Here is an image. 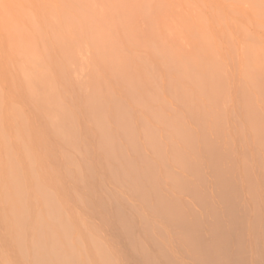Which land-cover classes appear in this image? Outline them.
<instances>
[{
  "label": "rangeland",
  "instance_id": "obj_1",
  "mask_svg": "<svg viewBox=\"0 0 264 264\" xmlns=\"http://www.w3.org/2000/svg\"><path fill=\"white\" fill-rule=\"evenodd\" d=\"M252 3L255 5L251 7ZM263 5L264 0H0V107H6L5 112L3 109L0 110V154L12 140L15 141L12 137L15 136L17 139V136L28 133L27 136H23L28 138L33 133L28 141L37 145L36 152L40 149L38 156L46 150L49 151L51 147L49 162L53 163L58 176L62 175V180L66 167L63 155H70V159L79 163L82 171L84 170L83 181L80 180L79 172L77 176L72 171L70 174L72 178L65 184L66 194L72 200L77 215L86 222L90 233L97 235L106 243L115 254L118 264L135 262L140 264L146 256L159 261L162 259L161 253L164 252H168L172 261L177 264L192 262L204 264L202 263L204 252L187 239L179 237L170 222L166 219L164 221L162 215L158 213L159 208L165 210L171 207L186 224L195 227L199 236L207 243L211 240L213 228L221 215L224 216V212L228 210L234 223L242 222L244 225L241 229L233 231L235 237L233 245L246 255L245 264H255L260 254V244L264 243ZM32 24L38 27L34 25L33 27ZM200 46L207 48L200 49ZM31 52L40 65L36 62L34 64L35 58L33 54L30 55ZM175 54L176 57L178 55L180 57L175 58L173 56ZM37 65L41 66L40 73ZM67 67L69 71L66 70ZM35 69H38L37 74ZM25 72H29L27 74L29 76L34 72L35 75L33 73L32 76H37L34 77L36 81L33 77L29 80ZM46 72L51 79V82L46 79L50 86L44 83L45 77L37 79L41 77L38 75ZM100 77L102 79H99ZM25 79L29 82L34 80L35 83L30 82V85H33L31 90L27 87L30 86L28 80ZM74 80L80 83L82 81L81 86L72 83ZM105 84L108 85V89L105 88L107 87ZM43 87H47L50 94H47V91L43 92L45 90ZM44 93L51 96V99L44 96ZM43 97L46 98V103L47 98L51 100L47 103L49 108L47 104L45 105V100L42 101ZM92 97L93 100L90 99ZM95 100L99 102L100 107L107 106L108 109L104 107L105 109L102 108L101 111L108 110L112 116L119 113L118 127L111 123L117 136L114 139L118 144V150L122 152L118 161L120 172L117 180L110 178L107 173V155H110L108 144L106 141L103 143L98 141L97 126L94 125V117L91 115L93 113L87 110L88 105L94 106L92 103H95L93 102ZM42 102L45 108H42ZM53 106L54 109L60 107L64 113L68 111L69 118L73 119L70 122L71 135L75 142L74 150L71 149V145L65 148L58 143L55 136H52V131L48 130L50 126L46 122H51L56 114V110L52 111L53 115L50 114ZM38 107L40 110L45 109L44 111L49 109V112H44L43 116V111L38 110ZM123 108L127 110V115L125 121L121 123L120 115ZM11 112L15 120L13 117L11 119L12 115H9ZM20 112L22 115L24 112L22 117L24 121L27 120L26 126L24 121L22 122ZM32 118H35L33 119L36 120L35 124ZM14 125L15 128H12ZM122 125L127 131L134 133L138 146L137 156L130 150L125 136L121 135ZM149 125H153L150 128L153 129L156 138L153 139V145L156 147L162 145L161 149L159 146V150L146 144L143 131L146 127L149 128ZM37 126L41 132L37 130ZM6 128L8 130H5ZM13 129L15 130L12 131ZM6 131L17 132L15 134L8 132V138L5 135ZM179 131L184 133H178ZM189 134L191 138L188 137ZM34 136L36 140L35 138L33 140ZM4 139L11 142L7 143ZM18 139L20 142V136ZM3 141L7 146H4ZM18 141L13 142L14 146L12 144L9 146L15 147L16 144L17 147ZM188 141L194 145L192 149L188 148L190 146ZM99 142L103 144L102 148ZM43 143L47 148L42 145ZM104 147H107V150ZM151 148L155 151L153 152ZM139 155L140 157L144 155V163L138 158ZM154 159L158 160V163ZM83 160L85 162H82ZM181 164L184 165V169ZM186 168L188 173L184 171ZM71 169L74 170L75 167ZM177 179H180V182ZM126 183H130L131 186L137 184L138 193L131 189L132 192H128ZM112 195L116 197V201L118 200V206L110 198ZM223 196L228 197L229 203H225ZM97 202L108 210L107 218L115 222L120 237L116 238L112 234L107 218L99 217ZM125 222L130 225L128 236L125 234L126 230H123ZM226 223L224 222V226ZM162 227H165L164 230ZM1 233L3 234V230L0 224V238ZM15 262L17 263V259Z\"/></svg>",
  "mask_w": 264,
  "mask_h": 264
},
{
  "label": "bare ground",
  "instance_id": "obj_2",
  "mask_svg": "<svg viewBox=\"0 0 264 264\" xmlns=\"http://www.w3.org/2000/svg\"><path fill=\"white\" fill-rule=\"evenodd\" d=\"M75 1V0H74ZM232 1V0H231ZM240 1V0H239ZM82 2V1H80ZM77 1V3H80ZM243 2V1H242ZM255 2V1H252ZM67 3V2H66ZM233 3H237L236 1ZM239 3V2H238ZM256 3V2H255ZM240 4V3H239ZM248 5V4H245ZM255 5V4H254ZM253 3L251 5L254 6ZM258 5V4H257ZM43 6V5H42ZM77 6V4L75 5ZM80 5H78L79 7ZM264 6V5H263ZM63 7V6H62ZM65 7V6H64ZM254 8V7H253ZM45 9V8H43ZM42 9V10H43ZM48 9V8H47ZM69 9V8H67ZM258 9V8H257ZM260 9V6H259ZM52 10V9H51ZM66 10V9H64ZM83 10V9H82ZM86 10V8H85ZM264 10V9H263ZM73 11V10H71ZM258 11V10H257ZM44 12V11H43ZM48 12V11H47ZM263 11H261L262 13ZM51 13V11H50ZM49 13V14H50ZM61 13V12H60ZM256 13V12H255ZM81 14V12H80ZM78 14V15H80ZM83 14V13H82ZM259 14V12H258ZM233 15V14H232ZM236 15V14H235ZM52 16V15H51ZM64 16V15H63ZM82 16V15H81ZM220 16V15H219ZM223 16V15H222ZM234 16V15H233ZM256 16V15H255ZM25 17V16H24ZM42 17V16H41ZM54 17V16H53ZM96 17V16H95ZM44 18V17H42ZM49 18V17H48ZM83 18V17H81ZM152 18V17H151ZM202 18H204L202 16ZM259 18V17H258ZM29 19V18H28ZM90 19V18H89ZM153 19V18H152ZM257 19V18H256ZM261 19V18H260ZM32 20V19H30ZM34 20V19H33ZM55 20V19H54ZM204 20V19H203ZM66 21V20H65ZM72 21V20H71ZM74 21V20H73ZM72 21V22H73ZM83 21V19L81 20ZM152 21V20H151ZM245 21V20H244ZM54 22V21H53ZM52 22V23H53ZM64 22V20H63ZM75 22V21H74ZM34 23V22H32ZM36 23V21H35ZM67 23V22H66ZM91 23V21H90ZM207 23V21H206ZM236 23V22H235ZM5 23H3L4 25ZM9 24V22H8ZM46 24V23H45ZM58 24V22H57ZM68 24V23H67ZM16 25V23H15ZM34 24H32L33 26ZM54 25V24H53ZM92 25V24H91ZM205 25V24H203ZM7 26V25H6ZM10 26V24L8 25ZM36 26V24L34 25ZM33 26V27H34ZM64 26V25H63ZM76 26V25H75ZM240 26V25H239ZM38 27V26H36ZM46 27V26H45ZM51 27V26H50ZM49 27V28H50ZM56 27V26H55ZM201 27V26H200ZM206 27V26H205ZM41 28V27H39ZM89 28V27H88ZM195 28V27H194ZM224 28V27H223ZM241 28V27H240ZM239 28V29H240ZM37 29V28H36ZM196 29V28H195ZM205 29V28H204ZM33 30V29H32ZM66 30V28H65ZM81 31V29H79ZM152 30V29H151ZM203 30V29H202ZM48 31V30H47ZM78 31V30H77ZM246 31V30H245ZM53 32V31H52ZM76 32V31H75ZM195 32V31H194ZM49 33V32H48ZM80 33V32H79ZM244 33V32H243ZM12 34V33H11ZM56 34V33H55ZM58 34V33H57ZM81 34V33H80ZM228 34V33H227ZM25 35V34H24ZM72 35V34H71ZM94 35V34H93ZM229 35V34H228ZM28 36V35H27ZM30 36V35H29ZM74 36V35H73ZM13 37V36H12ZM53 37V36H52ZM231 37V36H230ZM252 37V36H251ZM32 38V37H30ZM15 39V38H14ZM40 39V37H39ZM38 39V40H39ZM42 40V38H41ZM47 40V39H46ZM66 40V39H65ZM255 40V39H254ZM22 41V40H21ZM25 41V40H24ZM32 41V40H31ZM40 41V40H39ZM81 41V40H80ZM85 41V40H84ZM17 42V41H16ZM23 42V41H22ZM44 42V41H43ZM42 42V43H43ZM208 42V41H207ZM246 42V41H245ZM35 43V42H34ZM204 43V42H203ZM210 43V42H209ZM18 44V43H17ZM29 44V43H28ZM202 44V42L200 43ZM205 44V43H204ZM213 44V43H212ZM15 45V44H14ZM27 45V44H26ZM80 45V44H79ZM89 45V44H88ZM207 45V44H206ZM257 45V44H256ZM19 46V45H18ZM83 46V44H82ZM208 46L210 47V45L208 44ZM25 47V46H24ZM41 47V46H40ZM43 47V46H42ZM45 47V46H44ZM85 47V46H84ZM120 47V46H119ZM170 47V46H169ZM202 49V47L205 46H200ZM208 47V50H209ZM19 48V47H18ZM27 48V47H26ZM37 48V47H36ZM35 48V49H36ZM147 48V47H146ZM207 48V47H205ZM211 48V47H210ZM46 49V48H45ZM79 49V48H78ZM77 49V51H78ZM149 49V48H148ZM42 50V49H41ZM154 50V49H153ZM253 50V49H251ZM26 51V50H25ZM28 51V50H27ZM35 51V50H34ZM62 51V50H61ZM102 51V50H101ZM112 51V50H111ZM248 51V50H247ZM245 51V52H247ZM256 51V50H255ZM36 52V51H35ZM48 52V50H47ZM259 52V51H258ZM37 53V52H36ZM43 53V52H42ZM46 53V51H45ZM114 53V52H113ZM163 53V52H161ZM251 53V52H250ZM248 53V54H250ZM257 53V52H256ZM24 54V53H23ZM28 54V53H27ZM33 53L31 52L30 55H32ZM89 54V53H88ZM159 54V51H158ZM193 54V53H192ZM199 54V53H198ZM13 55V54H12ZM17 55V54H16ZM46 55V54H44ZM107 55V54H106ZM163 55V54H162ZM75 56V54H74ZM109 56V55H108ZM160 56V54H159ZM170 56V55H169ZM175 56V58L180 57L179 55L176 57V54L173 55ZM193 56V55H192ZM258 56V55H257ZM28 57V56H27ZM32 57V56H31ZM34 57V54H33ZM85 57V56H84ZM259 57V56H258ZM257 57V58H258ZM35 58V57H34ZM62 58V57H61ZM75 58V57H74ZM101 58V57H100ZM158 58V57H157ZM173 58V57H172ZM19 59V58H18ZM24 59V58H23ZM31 59V58H30ZM143 59V58H142ZM251 59V58H250ZM249 59V60H250ZM29 61V58L27 59ZM37 58L34 59V64L38 63V65H40V62H36ZM40 60V59H39ZM73 61V59H71ZM76 60V59H74ZM79 60H81V58H79ZM78 60V61H79ZM84 60V59H83ZM94 60V59H93ZM103 60V59H102ZM109 60V59H108ZM132 60V59H131ZM176 60V59H175ZM218 60V59H217ZM42 61V60H40ZM69 61V60H68ZM125 61V60H124ZM177 61V60H176ZM252 61V60H251ZM33 62V60H32ZM36 62V63H35ZM47 62V61H46ZM97 62V61H96ZM2 63V62H1ZM74 63V62H71ZM101 63V62H100ZM194 63V62H193ZM31 66L33 65L32 63ZM84 64V63H83ZM188 64V63H187ZM197 64V63H196ZM27 65V64H26ZM37 65V66H38ZM43 64H41L42 66ZM61 65V64H60ZM75 65V64H73ZM105 65V64H104ZM38 66L36 68L39 69ZM67 66V65H66ZM107 66V65H106ZM151 66V65H150ZM254 66V65H253ZM50 67V66H49ZM74 67V66H73ZM79 67V66H78ZM171 68V66H169ZM224 67V66H223ZM246 67V66H245ZM62 68V67H60ZM222 68V67H221ZM37 69V70H38ZM46 69V67H45ZM68 69V67L66 68V70ZM152 69V68H151ZM188 69V68H187ZM36 69L34 70L35 72L37 71ZM48 70V69H47ZM210 70V69H209ZM26 71V70H25ZM32 71V70H31ZM69 71V69H68ZM81 71V70H80ZM195 71V70H194ZM40 73V69L38 71ZM42 72V71H41ZM73 72V71H72ZM117 72V71H116ZM26 73V72H25ZM29 73V72H28ZM26 73V75L28 74ZM32 73V74H31ZM31 76L29 75H25L29 80H32L34 77L36 78L37 76H32L34 72H31ZM38 73V74H39ZM43 73L44 74H47ZM152 73V72H151ZM182 73V72H181ZM191 73V72H190ZM37 74V72H36ZM82 74V71L80 73V76ZM247 74V73H246ZM23 75V74H22ZM35 75V73H34ZM42 73L40 75H38L37 78L38 80H41V78L45 77V82L44 80H42L41 82L46 83L43 84L44 86H50L48 84H50L49 82H51L50 77L48 76L49 73L45 76H43ZM73 75V74H72ZM75 75V74H74ZM93 75V74H92ZM99 75V74H98ZM178 75V74H177ZM29 76V77H28ZM48 76V77H46ZM51 76V75H50ZM200 76V75H199ZM249 76V75H248ZM25 77V78H26ZM33 77V78H32ZM96 77V75H95ZM111 77V76H110ZM226 77V76H225ZM258 77V76H257ZM32 78V79H31ZM34 78V80L36 81V79ZM42 78V79H43ZM49 78V79H48ZM53 78V77H52ZM180 78V77H179ZM189 78V77H188ZM28 79H25V81H27ZM49 82H46L47 80ZM66 79V78H64ZM99 79H102L101 77ZM204 79V77L202 78ZM213 79V78H212ZM219 79V78H218ZM13 80V79H12ZM28 80V82H29ZM33 80V82L31 83H35ZM63 80V79H62ZM188 80V79H187ZM185 80V81H187ZM88 81V80H87ZM85 81V82H87ZM97 81V80H96ZM120 81V80H119ZM227 81V80H226ZM254 81V80H253ZM29 82V85L31 84ZM39 82V81H38ZM65 82V81H64ZM78 83L77 86L79 87V84L81 86L80 82H75L72 81V83ZM84 82V84H86ZM143 82V81H142ZM213 82V81H212ZM223 82V81H222ZM91 83V82H90ZM99 83V81H98ZM101 83V82H100ZM117 83V82H116ZM231 83V82H230ZM248 83V82H247ZM26 84V83H25ZM28 84V83H27ZM26 84V85H27ZM169 84V83H168ZM219 84V83H218ZM72 85V84H71ZM92 85V84H91ZM103 85V84H102ZM107 85V84H105ZM128 85V84H127ZM249 85V84H248ZM31 86H27L29 89L31 88ZM87 86V85H85ZM99 86V85H98ZM116 86V85H115ZM119 86V85H117ZM214 86V84H213ZM26 87V88H27ZM65 87V86H64ZM92 87H94L92 85ZM103 88V86H100ZM146 87V86H145ZM186 87V86H185ZM219 87V86H218ZM217 87V88H218ZM56 88V87H55ZM99 88V87H98ZM100 88V90L102 89ZM105 88H109L108 85ZM203 88V87H202ZM249 88V87H248ZM28 89V90H29ZM45 89V90H44ZM47 87H43V92L47 91V94L49 92V90L47 89ZM80 91V88H78ZM84 89V88H83ZM86 89V88H85ZM90 89V88H89ZM96 89V88H94ZM166 89V88H165ZM241 89V88H240ZM251 89V88H250ZM31 90V89H30ZM29 90V91H30ZM52 90V89H51ZM92 90V89H91ZM203 91V90H202ZM251 91V90H250ZM53 92V91H52ZM65 92V91H64ZM101 92V91H100ZM110 92V91H108ZM196 92V91H195ZM94 93V92H93ZM97 93V92H96ZM44 96L46 97H51L48 95ZM62 94V93H61ZM105 94V93H104ZM113 94V93H112ZM232 94V93H231ZM100 94L98 93V96ZM35 96V95H33ZM97 96V94H96ZM41 97V96H40ZM107 97V96H106ZM236 97V96H235ZM48 99L51 102V100ZM53 98V97H52ZM101 98V97H100ZM34 99V97H33ZM46 99V98H45ZM43 97V100H45ZM51 99V98H50ZM82 99V98H81ZM93 100V97L90 98ZM95 99V98H94ZM41 100V99H40ZM72 100V99H71ZM70 100V101H71ZM98 100V99H96ZM95 103H92L94 106H92L90 103V105H88L89 107H87L88 111H90L91 114L94 118V125L97 126L96 127V132L98 135L99 140L103 143V141H106L108 144V148H109V154L107 155L108 158V163H107V167H108V175L110 176V178H112L113 180H117L118 177V172H120L118 170V161L120 158V155L122 154L121 150H118V144L116 143V140L114 139L116 136V133L114 131V128L112 127L113 125L111 124L113 122V124L115 125L114 127H118V115L119 113H115L114 116L110 115L108 110H100L104 107H100V104H98L99 102L97 101ZM127 100V99H126ZM156 100V99H155ZM195 100V99H194ZM59 101V100H58ZM91 101V100H90ZM148 101V100H147ZM189 101V100H188ZM34 102V101H33ZM45 105L46 100L44 101ZM123 102V101H122ZM199 102V101H198ZM53 103V102H52ZM71 103V102H70ZM85 103V102H84ZM97 103V104H96ZM104 103V102H102ZM101 103V105H102ZM129 103V102H128ZM181 103V102H180ZM186 103V102H185ZM40 104V102H39ZM127 104V103H126ZM148 104V103H147ZM254 104V103H253ZM52 105V104H50ZM99 105V107L97 108V106ZM106 105V104H103ZM42 108L44 107L43 102H42ZM49 105L47 104V108ZM160 106V105H159ZM3 106L0 107V110L3 112H5L6 107L2 108ZM52 107V106H50ZM134 107V106H133ZM199 107V106H198ZM40 107H38L37 109H39ZM45 108V107H44ZM46 108V110H47ZM107 108V106L105 107ZM104 108V109H105ZM220 108V107H218ZM18 109V108H16ZM53 109V110H52ZM108 109V108H107ZM143 109V108H142ZM200 109V108H198ZM223 109V108H222ZM19 110V109H18ZM45 109H42L40 111L44 112H49L44 111ZM50 114H54L52 111L56 110V114L55 117L51 120V122H46L48 124V126H50V128H48L49 131H52L51 134H53L52 136H55V139L57 140V142L62 145H64L65 148L70 147L71 145V149L74 148V138L71 135V119L70 117V113L62 112V109L60 107H58L57 109L53 108L50 109ZM112 110V109H111ZM121 110V109H120ZM150 110V109H149ZM201 110V109H200ZM20 111H22L20 109ZM85 111V110H84ZM117 111V110H116ZM127 110H125V108H123L121 110V119L120 122H124L126 115H127ZM161 111V110H160ZM230 111V110H229ZM2 112V113H3ZM52 112V113H51ZM143 112V111H142ZM63 113V115H62ZM137 113V112H136ZM21 114V119L22 122L24 121L22 116H24V112L23 115L20 112L19 115ZM49 114V113H48ZM46 114V116L48 115ZM65 114V115H64ZM67 114V115H66ZM186 114V113H185ZM221 114V113H220ZM2 115V114H1ZM5 115V114H4ZM12 117L14 116L13 113L11 112V114H9ZM69 115V116H68ZM85 115V114H84ZM45 116V113L44 115ZM66 116V118H65ZM68 116V117H67ZM131 116V115H130ZM49 117V116H47ZM80 117V116H79ZM160 117V116H159ZM249 117V116H248ZM5 118V117H4ZM3 118V119H4ZM66 120H65V119ZM69 118V121H67ZM8 119V117H7ZM14 119V117H13ZM35 118H32V120ZM211 119V118H210ZM10 120V118H9ZM15 120V119H14ZM25 120H26V116H25ZM73 120V119H72ZM160 120V119H159ZM174 120V119H173ZM200 120V119H199ZM13 121V120H12ZM12 121H10L12 123ZM27 121V120H26ZM26 121H24L23 123L25 124ZM35 124L36 120H33ZM47 121H49L47 119ZM71 121V122H70ZM84 121V120H83ZM69 122V123H68ZM90 122V121H89ZM88 122V123H89ZM93 122V121H92ZM179 122V121H178ZM9 123V122H8ZM13 123L15 124V122L13 121ZM13 123L11 125H13ZM16 122V126H17ZM161 123V122H160ZM159 123V124H160ZM167 122H165L166 124ZM172 123V122H171ZM23 124V126H24ZM124 124V123H123ZM205 124V123H204ZM38 125V124H37ZM167 125V124H166ZM182 125V124H181ZM199 125V124H198ZM26 126V124H25ZM36 125H34L35 127ZM151 125H149V128H145L143 131V135H144V139L146 141V144L148 146H154L153 145L154 141L153 139L155 138L154 136V131L152 128H150ZM153 126V125H152ZM151 126V127H152ZM155 126V125H154ZM18 127V126H17ZM33 127V126H32ZM42 127V126H41ZM47 127V125H46ZM139 127V126H138ZM172 127V126H171ZM175 127V126H174ZM12 128H15V125L12 126ZM176 128V127H175ZM263 128V127H262ZM21 129H25V128H21ZM20 129V130H21ZM138 129V128H136ZM177 129V128H176ZM5 130H8V128H6ZM15 129H13L12 131H14ZM19 130V128H18ZM17 130V131H18ZM30 130V129H29ZM37 130L38 126H37ZM12 131H8L10 133H14L17 132H12ZM40 131V130H39ZM39 131H37V133H40ZM44 131V129H43ZM139 131V130H138ZM159 131V130H158ZM6 131V134L8 133ZM21 132V131H20ZM31 132V131H30ZM161 132V131H160ZM247 132V131H246ZM45 133V131H44ZM78 133V132H77ZM162 133V132H161ZM178 133H184V131L182 132H178ZM28 134V133H27ZM27 134L25 135H19L21 138V141L19 142L18 138L19 136H17L18 138L16 139V137H12L15 138V141L17 140L19 142L18 146L16 147H12L9 145H13V141L10 137V139L12 140L11 144H8V147H4L3 152H1V154L3 153V156H1L0 154V224H1V229L3 230V234L1 233L2 238H0V264H118V260L115 256V254L111 251V249L106 245V243H104V241L98 237L97 235H93L92 233H90V230L86 224V222L77 215L76 209L72 203V200L70 198H68V195L66 194V189H65V184H67L69 178H70V174L72 173V171H74L73 173L77 175V173L79 172L80 175V180L83 181L82 176H84V170L82 171V167L79 165V163H75L74 160L70 159L69 156L63 155V160H64V164H66V167H64V176H63V180H62V175L61 177L58 176L57 172L55 171L54 165L53 163H50L49 161V155H51L50 153V149L49 151L46 150L41 156H38L37 153L39 152L40 149H37L38 152H36V144H31L30 140V136L33 134H31L30 136H28V138L26 139L23 136H27ZM56 134V135H55ZM160 134V133H159ZM10 135V134H9ZM41 136V134H39ZM121 135H123V137L125 136L126 141L128 142V146L130 148V150L132 151V153L138 154V146L136 143V139L134 136V133L132 134L131 132L127 131L125 126L122 125L121 127ZM171 135V134H170ZM39 136V137H40ZM157 136V135H156ZM168 136V135H167ZM166 136V137H167ZM176 136V135H175ZM180 136V134H179ZM190 136V134L188 135V137ZM2 137V136H1ZM8 137V135H7ZM79 137V136H78ZM164 137V135H163ZM162 137V138H163ZM253 137V136H252ZM4 138L6 139V137L4 136ZM9 138V137H8ZM7 138V139H8ZM35 136L33 137L34 140ZM161 138V137H160ZM158 138V139H160ZM184 139V135L182 137ZM191 138V137H189ZM188 138V139H189ZM5 142H8L7 140H5ZM39 139V138H38ZM140 139V138H139ZM156 139V138H155ZM36 140V138H35ZM81 140V139H80ZM113 140H115L113 143ZM119 140V139H118ZM161 140V139H160ZM247 140V139H246ZM255 140V139H254ZM3 141V142H4ZM41 141V139H40ZM144 141V142H145ZM158 141V140H157ZM163 141V140H162ZM169 141V140H168ZM173 141V140H172ZM171 141V143H172ZM175 141V140H174ZM5 142L3 143L4 146H7L5 144ZM62 142V143H61ZM100 145L98 143V145L100 146V148H102V145ZM105 142V143H106ZM120 142V141H119ZM118 142V143H119ZM142 142V143H144ZM160 143V141H158ZM177 142V141H176ZM190 142V141H188ZM187 142V144H188ZM16 143V142H15ZM122 143V140H121ZM120 143V144H121ZM141 143V142H140ZM165 143V142H164ZM167 143V142H166ZM38 144V143H37ZM46 144V143H45ZM97 144V143H96ZM180 144V142H179ZM44 145V143L42 144ZM124 144H122L123 146ZM144 145V144H142ZM171 145V144H170ZM172 145H174V143H172ZM178 145V143L176 144ZM181 145V144H180ZM189 145V144H188ZM14 146V145H13ZM45 146V145H44ZM73 146V147H72ZM107 146V145H106ZM125 146V145H124ZM159 146L158 145V150H159ZM192 146V142H190V146H188V148H193ZM47 148V146H45ZM44 147V149H46ZM86 147V146H85ZM120 147V146H119ZM142 147V146H141ZM153 147V148H154ZM174 147V146H172ZM40 148V147H39ZM123 148V147H122ZM127 148V147H126ZM144 148V147H143ZM151 148V149H153ZM162 148V145L160 146V149ZM167 148V147H166ZM181 148V147H180ZM179 148V149H180ZM183 148V147H182ZM187 148V147H186ZM105 150H107V147L105 148ZM155 149V148H154ZM153 149V152L155 151ZM5 150V151H4ZM17 150V151H16ZM42 150V149H41ZM74 150V149H73ZM145 150V149H144ZM187 150V149H186ZM1 151V149H0ZM43 151V150H42ZM40 151V152H42ZM119 151V152H118ZM168 151V150H166ZM182 151V150H181ZM189 151H193V150H189ZM69 152V151H67ZM74 152V151H73ZM128 152V151H125ZM147 152V151H146ZM206 152V151H205ZM232 152V151H231ZM53 153V152H52ZM76 153V152H74ZM98 153V152H97ZM159 153H161L159 151ZM158 153V154H159ZM174 153V152H173ZM177 153V152H176ZM183 154V151L181 152ZM261 153V152H260ZM94 154V153H93ZM106 154V153H105ZM130 154V152H129ZM152 154V153H151ZM156 155H158L157 153H155ZM164 155V152L162 153ZM166 154V153H165ZM202 154V153H201ZM226 154V153H225ZM244 154V153H243ZM40 155V154H39ZM77 155V154H76ZM104 155V154H103ZM172 155V154H171ZM177 155V154H176ZM191 155V154H190ZM189 155V156H190ZM105 156V155H104ZM144 156V155H143ZM140 157V155L138 156V158L140 160H144V157ZM155 155H153L154 157ZM170 156V155H169ZM174 156V155H173ZM184 156V154H183ZM157 157V156H156ZM168 157V156H167ZM178 157V156H177ZM208 157V156H207ZM159 159L161 157H158ZM179 158V157H178ZM177 158V159H178ZM184 158V157H182ZM191 158V157H190ZM224 158V157H223ZM157 159V158H156ZM156 159H154L156 161ZM173 159V158H172ZM199 159V158H198ZM254 159V158H253ZM96 160V159H95ZM105 160V159H104ZM152 160V159H151ZM264 160V159H263ZM52 161L53 157H52ZM79 161V160H78ZM77 161V162H78ZM158 161V160H157ZM156 161V162H157ZM170 161H171V157H170ZM169 161V162H170ZM191 161V160H190ZM189 161V162H190ZM80 162V161H79ZM82 162H85V160H83ZM87 162V161H86ZM107 162V161H106ZM146 162V161H145ZM168 162V163H169ZM179 162V161H178ZM177 162V163H178ZM183 162V161H182ZM94 163V162H93ZM144 163V161H143ZM158 163V162H157ZM52 164V165H51ZM89 164V162H88ZM98 165V164H97ZM158 165V164H157ZM161 165V164H160ZM170 166H172L171 164H169ZM177 165V164H176ZM183 167H182V166ZM179 166H181L183 169L185 168L183 164H181ZM203 165V164H202ZM94 166V165H93ZM96 166V165H95ZM245 166V165H244ZM60 167V166H59ZM75 167L74 170H72L71 168ZM81 167V170L79 169ZM86 167V166H85ZM84 167V169H85ZM97 167V166H96ZM127 167V166H126ZM160 167V166H158ZM163 167V166H162ZM174 167V166H173ZM177 167V166H176ZM180 167V168H181ZM191 167V166H190ZM190 167L188 169H190ZM197 167V166H196ZM4 168V169H3ZM87 168V167H86ZM100 168V167H99ZM171 168V167H170ZM193 168V167H192ZM60 169V168H59ZM98 169V168H97ZM151 169V168H150ZM174 169V168H173ZM172 169V170H173ZM213 169V168H212ZM245 169V168H244ZM71 170V171H70ZM87 170V169H85ZM154 170V169H152ZM165 170V169H164ZM187 168L184 170L186 171ZM193 170V169H192ZM81 171V172H80ZM95 171V170H94ZM177 171V170H176ZM175 171V172H176ZM96 172V171H95ZM103 172V171H101ZM100 172V173H101ZM158 172V171H157ZM173 172V171H172ZM189 171H186V173H188ZM192 172V171H191ZM237 172V171H236ZM82 173V174H81ZM170 173V171H169ZM184 173V172H183ZM193 173V172H192ZM199 173V172H198ZM86 174V173H85ZM139 174V173H138ZM160 174V173H159ZM182 174V173H181ZM248 174V173H247ZM258 174V173H257ZM4 176V177H3ZM78 176V175H77ZM96 176V175H95ZM163 176V175H162ZM184 176V175H183ZM125 177V176H124ZM187 177V176H186ZM189 177V176H188ZM251 177V176H250ZM4 178V179H3ZM72 178V176H71ZM70 178V179H71ZM74 178V176H73ZM96 178V177H95ZM106 179V178H105ZM119 179V178H118ZM134 179V178H133ZM150 179V178H149ZM164 179V178H163ZM176 179V178H175ZM162 180V179H161ZM235 180V179H234ZM70 181V180H69ZM79 181V180H78ZM119 181V180H118ZM166 181V180H165ZM178 182H180V179H177ZM66 182V183H65ZM98 182V181H95ZM109 182V181H108ZM193 182V181H192ZM221 182V181H220ZM99 183V182H98ZM106 184V183H105ZM121 184V183H120ZM125 184V183H124ZM127 185V191L128 192H134V193H138L139 189H138V185L134 184L133 186H131L130 183H126ZM260 184V183H259ZM189 185V184H188ZM195 185V184H194ZM87 186V185H86ZM89 186V185H88ZM107 186V185H106ZM111 186V185H110ZM190 186V185H189ZM133 189H132V188ZM93 189V188H92ZM132 191H131V190ZM149 189V188H148ZM90 191V190H89ZM142 191V190H141ZM140 191V192H141ZM145 191V190H144ZM116 192V191H113ZM123 193V192H122ZM176 193H178L176 191ZM264 193V192H263ZM72 194V193H71ZM124 194V193H123ZM132 194V193H131ZM141 194V193H140ZM147 194V193H145ZM192 194V193H191ZM120 195V194H119ZM142 195V194H141ZM140 195V197H142ZM168 195V194H167ZM204 195V194H203ZM166 196V195H165ZM75 197V196H74ZM102 197V196H101ZM139 197V199H140ZM169 197V196H168ZM174 197V196H173ZM185 197V196H184ZM224 197V201L225 203H229V199L227 196H223ZM248 197V196H247ZM110 198H112V201L116 202L114 204H117L118 206V200L116 201V197L114 195H112ZM128 198V197H127ZM175 198V197H174ZM130 199V198H129ZM153 199V198H152ZM181 199V198H180ZM132 200V199H131ZM205 200V199H204ZM129 201V200H127ZM206 201V200H205ZM144 202V201H143ZM151 202V201H150ZM194 202V200H193ZM140 203V202H139ZM181 203V202H180ZM191 203V202H190ZM204 203V202H203ZM206 203V202H205ZM185 204V203H184ZM77 205V204H76ZM100 202H97V213L99 214V217H105L107 218L108 215V210L106 209V207H104V205H102ZM195 205V204H194ZM203 205V204H201ZM206 205V204H205ZM192 206V205H191ZM209 206V204H208ZM136 207V206H135ZM168 207V206H167ZM184 207V206H183ZM198 207V206H197ZM206 207V206H205ZM77 208V207H76ZM132 208V207H131ZM178 208V207H177ZM195 208V207H194ZM160 209V212L158 211L159 214L162 215V219H165L170 222L169 224H171L173 226V230H175L178 234V236H182V239H187L193 246H196L197 248L201 249L204 253H203V257H202V263L204 264H245L246 263V255L243 254L238 247H235L234 244V236H233V231L235 229H241L244 225L241 223H237L234 221H232V217H231V213L227 210L226 212H224V216L221 215V218L219 220V222L216 224L215 228H213V235L211 238V240L209 241V243H207L206 241H204L201 236H199L198 232L196 231V228L186 224L182 217L177 216L176 213H174V209L171 208H166L165 210ZM203 209V207H202ZM93 210V209H92ZM141 210V209H140ZM118 211V210H117ZM135 211V210H134ZM163 211V212H162ZM187 211V210H185ZM195 211V210H194ZM199 212V211H198ZM202 212V211H201ZM132 213V212H131ZM130 213V214H131ZM206 213V212H205ZM113 214V213H112ZM118 214V213H117ZM201 214V213H200ZM202 215V214H201ZM111 216V214H110ZM134 216V215H133ZM119 217V216H118ZM159 217V216H158ZM157 217V218H158ZM204 217V216H203ZM209 217V216H208ZM112 218V217H111ZM133 218V217H132ZM135 218V216H134ZM191 218V217H190ZM152 219V218H151ZM228 223H226L227 221ZM238 219V218H237ZM190 220V219H189ZM211 220V219H210ZM216 220V219H215ZM152 221V220H151ZM156 221V220H155ZM163 221V223H164ZM240 221V220H239ZM107 222L109 223L110 229L112 234L117 238L120 237V233L119 230L116 227L115 222L113 223V221L109 220V218H107ZM149 222V221H148ZM160 222V221H159ZM158 222V223H159ZM213 222V221H212ZM215 222V221H214ZM224 222L226 223V226H224ZM139 223H141L139 221ZM134 224V223H133ZM143 224V222H142ZM156 224V223H154ZM161 224V223H160ZM165 224V223H164ZM167 224V223H166ZM228 224V225H227ZM147 225V224H146ZM158 226V225H157ZM164 226V225H163ZM139 227V226H138ZM141 227V226H140ZM139 227V228H140ZM147 227V226H146ZM169 227V226H168ZM209 227V225H208ZM148 228V227H147ZM163 228V227H162ZM165 228V227H164ZM163 228V230H164ZM130 229V225L128 224V222H125L123 225V230H126L125 234H128V230ZM154 229V228H153ZM171 229V228H169ZM207 229V228H206ZM210 229V228H209ZM208 229V230H209ZM166 230V229H165ZM168 230V229H167ZM257 230V229H256ZM154 231V230H153ZM205 231V230H204ZM153 233V232H152ZM262 234V233H261ZM237 235V234H236ZM235 235V236H236ZM259 235V233H258ZM4 236V237H3ZM128 236V235H127ZM154 236V235H153ZM171 236V234H170ZM256 236V235H255ZM261 235H259L258 237H260ZM114 237V238H115ZM203 237V236H202ZM156 238V236H155ZM159 238V237H158ZM165 238V237H164ZM172 238V236H171ZM178 238V237H177ZM262 238V237H261ZM260 238V241H261ZM120 239V238H119ZM166 239V238H165ZM259 239V238H258ZM209 240V239H207ZM163 241V240H162ZM161 242V241H160ZM171 242V241H170ZM248 244V243H246ZM252 244V243H251ZM175 245V244H174ZM183 245V244H182ZM168 246V245H167ZM184 246V245H183ZM189 246V245H187ZM186 246V247H187ZM249 246V245H248ZM252 246V245H251ZM185 247V249H186ZM191 247V246H190ZM247 247V246H246ZM250 247V246H249ZM152 248V247H151ZM169 248V247H167ZM193 248V247H192ZM191 248V249H192ZM170 249V248H169ZM168 249V250H169ZM184 249V248H183ZM190 249V250H191ZM194 249V248H193ZM13 250V251H12ZM189 250V249H188ZM247 250V249H246ZM12 251V252H11ZM142 251V250H141ZM175 251V249H174ZM196 251V250H195ZM199 250H197L198 252ZM161 251H159L160 253ZM155 253V252H154ZM158 253V252H157ZM172 253V252H171ZM259 255L257 257L256 263L255 264H264V243L260 244V249H259ZM161 258L159 261L154 258H152L151 256H146L144 257L140 264H177L175 261H172L170 255L168 252H164L161 253ZM201 254V253H200ZM248 254V252H247ZM15 255V256H14ZM175 255V254H174ZM254 255V253H253ZM130 256V255H129ZM180 256V255H179ZM200 255H198L199 257ZM176 257V256H175ZM196 257V255H195ZM132 258V257H130ZM136 258V257H135ZM179 258V257H178ZM17 259V263L15 262V260ZM129 260V259H128ZM136 260V259H135ZM255 260V259H254ZM186 260H184L185 262ZM182 262V261H181ZM188 262V261H187ZM136 263V262H135ZM133 263V264H135ZM193 264V262H192Z\"/></svg>",
  "mask_w": 264,
  "mask_h": 264
}]
</instances>
